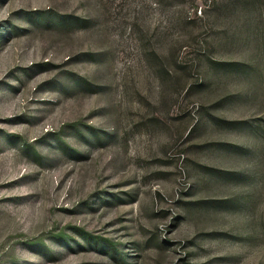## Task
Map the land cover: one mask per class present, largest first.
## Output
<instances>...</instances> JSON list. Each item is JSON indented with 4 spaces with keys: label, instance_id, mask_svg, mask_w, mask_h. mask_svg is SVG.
<instances>
[{
    "label": "rangeland",
    "instance_id": "374dc122",
    "mask_svg": "<svg viewBox=\"0 0 264 264\" xmlns=\"http://www.w3.org/2000/svg\"><path fill=\"white\" fill-rule=\"evenodd\" d=\"M0 264H264V0H0Z\"/></svg>",
    "mask_w": 264,
    "mask_h": 264
}]
</instances>
